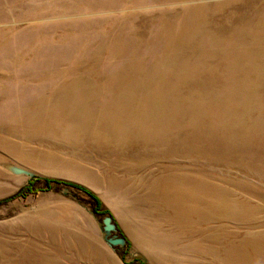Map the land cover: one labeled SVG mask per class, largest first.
<instances>
[{"label":"rangeland","instance_id":"rangeland-1","mask_svg":"<svg viewBox=\"0 0 264 264\" xmlns=\"http://www.w3.org/2000/svg\"><path fill=\"white\" fill-rule=\"evenodd\" d=\"M215 2L0 0V264H142L139 256L146 264H264L258 260L264 258V240H249L251 233H264V175L253 174V169L264 172V165L250 164L256 153L243 143L245 139L264 141V115L256 103V98L264 101V32L235 36L218 47L199 40L207 35L226 36L231 26L250 32L264 23V0H225L227 6L211 12ZM196 6L204 7V12L191 23V42L177 41V53L161 50L162 42H158L132 56L136 43L146 39L143 35L136 40V32L147 35L162 17L177 26L184 13ZM116 37L123 39L118 45L121 53L116 51ZM159 51L177 54V61L186 55L189 62L202 54H235L243 66L251 63L253 67L243 69L247 77L227 69L223 76H210L208 84L200 80L203 84L193 90L177 88L184 101L229 100L225 116L212 113L209 123L200 120L209 127L193 129L189 121L194 118L170 115L166 120L173 124L168 137H162L169 144L158 151L119 144L95 117L104 120L112 114L110 106L116 104L111 98L155 93L150 83L145 84V75L130 71L152 69L148 64L152 58L147 56L160 55ZM205 61L197 70L202 74L209 71L208 66L202 68ZM219 62V57L209 60ZM167 71L166 66L160 69L162 75ZM73 79L88 93L92 88L100 92L92 100L63 102L57 111L59 127H51L50 113L43 115L45 124L39 123L41 133L39 126L28 125L27 116L20 117L42 105L40 99L61 92L62 85L73 84ZM200 91L212 92L201 98L194 94ZM153 108H161L156 99ZM88 113L95 117L87 121ZM195 121L199 120L191 123ZM81 123L86 131H74L72 125ZM210 153L217 158L210 160ZM26 157L43 162L31 165L20 160ZM146 157L155 160L136 168ZM10 166L39 178L14 175ZM173 166L181 168L179 172L205 171L208 185L231 192L227 202L242 204L244 214H237L244 221L209 214L208 224L182 228L167 222L177 218L172 209L175 203L170 204L177 199L150 196L148 187L162 168L173 170ZM46 180L92 192L113 217L127 245L109 247L100 228L104 216L94 213V203L83 191L56 183L47 188ZM209 247L214 253L209 254Z\"/></svg>","mask_w":264,"mask_h":264},{"label":"bare ground","instance_id":"bare-ground-1","mask_svg":"<svg viewBox=\"0 0 264 264\" xmlns=\"http://www.w3.org/2000/svg\"><path fill=\"white\" fill-rule=\"evenodd\" d=\"M227 5L228 3H226L225 0H216V2L211 5V12L219 11ZM202 12H204V7L196 6L184 13L183 18L180 20L177 26L172 20L166 17H162L161 21H158L155 26L153 25L154 27H150V32L148 31L147 35L146 32H136L137 34L134 37L136 40H141L140 37H143V35L144 37H146V39L144 41L136 43V47L132 51V56H135L138 52H140L143 47L147 45H154L158 42H162V45L160 47L161 50L169 53H177V41L191 42L192 38L189 35L190 29L192 28L191 23L193 19ZM238 25L245 27L243 23ZM228 30L229 32L226 36L224 35V33L218 37H211L207 35L199 39L201 40L200 43L212 47L222 46L223 43L235 36H237L238 38H245L264 32V23H260L258 26H255L250 32H247V30H245L246 32H244V29H242L240 26H231L228 28ZM214 33L216 32L214 31ZM166 38H168L167 41L164 40ZM202 39H206V43H204ZM120 40L123 39L120 37H116L114 39L115 45L117 47L116 51L118 53L122 52L118 46ZM201 44L200 46H202ZM147 57L149 59L152 58V60L148 63L152 69L144 72L136 69L131 70L130 72L136 73L137 75H145V84L150 83L151 86L154 87V94H152L150 97L139 96L134 98H116L115 100L111 98L110 100L116 105L110 106L112 114H107L106 119L101 120V118L95 117V115L89 113L85 118L87 121H89L91 119V116H94L99 122L105 123V126L102 127L107 128L110 135L113 136L111 137L112 140L116 141L119 144L125 146L135 145L152 147L156 151H158V148L161 145L169 144L168 140H165L162 137H168L169 127L173 124L169 123L166 120V118L170 115L186 114L189 117L194 118L192 121L197 118L199 120L198 122L195 121L191 123L192 121L190 122L188 120L191 128L196 129V126L209 127V124H202L200 123V120H206L209 123L210 114L218 113L220 116H225L226 114V107L228 106L229 100L224 99L218 103L217 100H214V103L203 102L200 101L199 98H195L192 101H184L182 97L177 95L179 93V90L177 89L179 86H190V88L193 90L198 87V85L200 86V83L203 82L200 80H205L204 84H208V79H212L210 76H212L213 74H219L220 76H223L225 75L224 70L227 69L234 70V72H236V76L242 74L241 77H247L248 72L245 71V74H243V69L246 67L248 69H251L253 67L251 63L247 66H243L244 62L241 63L240 55L235 54H212L211 56H209V54H202L195 57V59L191 62L188 61L186 55L179 56L181 61H177V54L162 55V53H160V55H150ZM215 57H219L220 62L210 64L209 60H213ZM203 59H206V61L204 62L202 68L208 66L209 71L202 74L197 70L199 69L198 66L200 61ZM164 66H166L169 71L162 75L160 73V69ZM59 75L60 74H58L57 76ZM254 76L258 78L257 74H255ZM191 78L192 80H190ZM228 80H230V78H223V81ZM72 82L73 84L70 85H62L61 92L55 93L50 97L40 99L44 102L42 105H37L35 108L29 109L28 111L22 113L20 117L27 116L28 125L31 127L39 126L37 128H39L40 130V121L42 125L45 124L43 115L50 113L51 127L55 128V125L56 127H59L60 124H57V111L62 107L63 102H70L72 100H92L95 97L96 93L100 92L97 91V89L92 88V91L88 93V91L78 85L77 79H73ZM166 87L170 88L171 90H167ZM211 92L212 91H209V93L200 91V93L195 92L194 94L198 97L203 98L205 96H209ZM164 94L171 95L163 96ZM155 99L157 100V105L161 107L157 109V111L153 108V101ZM256 103L260 108L261 113L264 115V111L261 110V106L264 105V101H262V98H256ZM38 116H42V118H38ZM72 127L75 128H73L74 131H86V126L82 123L73 124ZM177 127L178 124L174 125V128ZM246 129L247 128L244 127V130ZM39 133H41V130ZM243 143L246 145H250V147L256 153L253 162H251L250 164L264 165V141L245 139ZM210 154V160H215L214 157L217 158L215 154ZM20 160L31 165L37 162H43V159L41 158L32 160L30 157L22 159L20 158ZM154 160L155 159L153 158L146 157L141 161L139 165L136 166V168L148 165ZM242 163H245L244 160L242 161ZM180 169L181 168L177 166H173V170L166 169V171L164 168H162L163 174L165 171L164 177L161 173V175L156 179L157 181L153 183L155 185L152 184L148 187V190L150 191L147 190L151 194L150 196L157 194L159 197L161 196L165 199L170 196L177 199V201H174L173 203L170 202V204L175 203L174 205H172V209L177 212V218L173 217L165 219L167 220V222L180 225L179 227L182 228L190 227L191 225L196 226L208 224L209 214H212V216L219 215L216 216L218 217V219H222L220 217H234L237 220L244 221L243 218L245 217H239V215L237 214H244L242 204H238L235 201L227 202V198L229 196H232L230 191H227L224 188L218 186H213L210 183L208 185L204 180V178L208 176L205 171L204 173H198V171L196 173H188L187 171L179 172ZM255 173L264 175L263 171L257 172L253 169V174ZM211 220L215 219L212 218ZM259 238H261V240H264V233H259L257 234V236L251 233L249 240L259 241ZM211 249L213 248L209 247V254L214 253V251ZM259 259H261V262L264 263V258H258V260ZM236 260L240 261V259Z\"/></svg>","mask_w":264,"mask_h":264},{"label":"water","instance_id":"water-1","mask_svg":"<svg viewBox=\"0 0 264 264\" xmlns=\"http://www.w3.org/2000/svg\"><path fill=\"white\" fill-rule=\"evenodd\" d=\"M9 171L14 175H23L28 177L30 180H37L39 177L34 173L16 166H10ZM101 232L104 235L105 242L111 248H124L127 245V239L119 234V229L111 215L105 216L100 223ZM138 259L146 264L145 258L139 256Z\"/></svg>","mask_w":264,"mask_h":264},{"label":"trees","instance_id":"trees-1","mask_svg":"<svg viewBox=\"0 0 264 264\" xmlns=\"http://www.w3.org/2000/svg\"><path fill=\"white\" fill-rule=\"evenodd\" d=\"M52 183L64 184V185H66L68 187L77 188V189L83 191L93 201V203H94V209H93V211H94V213L96 215L104 216V217L111 215L108 210H106V209L103 208V205H102L101 201L92 192H90L89 190H87L85 188H82V187H79V186H76V185H73V184H69V183H59V182L51 181V180H46L45 181V186L48 188L49 185L52 184ZM26 190L29 191V188H27ZM13 198H15V197H12L11 199H13Z\"/></svg>","mask_w":264,"mask_h":264}]
</instances>
